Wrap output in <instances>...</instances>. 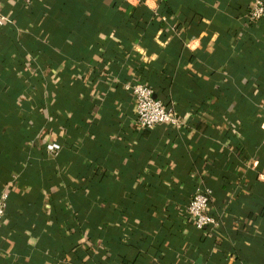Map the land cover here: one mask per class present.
Returning a JSON list of instances; mask_svg holds the SVG:
<instances>
[{"label":"crops","instance_id":"0c3cea01","mask_svg":"<svg viewBox=\"0 0 264 264\" xmlns=\"http://www.w3.org/2000/svg\"><path fill=\"white\" fill-rule=\"evenodd\" d=\"M253 1H2L0 264H264ZM135 81L182 125L141 130ZM200 183L213 230L186 213Z\"/></svg>","mask_w":264,"mask_h":264},{"label":"built area","instance_id":"2783aa9c","mask_svg":"<svg viewBox=\"0 0 264 264\" xmlns=\"http://www.w3.org/2000/svg\"><path fill=\"white\" fill-rule=\"evenodd\" d=\"M0 0V28L7 23L6 17L1 11ZM264 18V0H255L250 6V9L245 15V19L251 23H256ZM134 98L136 123L141 130L151 131L159 125H170L180 127L182 120L175 112L174 107L165 106L164 103L157 98L153 89L139 81L125 86ZM47 152L52 157L58 156L61 146L56 143H51L46 146ZM8 194L3 192L0 194V223L4 217V211ZM211 201V191L200 183L195 189V193L189 205L186 208L188 218L191 220L193 227L197 231L205 229L213 230L218 227L219 223L209 213Z\"/></svg>","mask_w":264,"mask_h":264},{"label":"trees","instance_id":"16d2710c","mask_svg":"<svg viewBox=\"0 0 264 264\" xmlns=\"http://www.w3.org/2000/svg\"><path fill=\"white\" fill-rule=\"evenodd\" d=\"M251 28V30L253 31L252 33H250V32H248V37L246 38V41L247 42H249V43H251V44H257L258 43V41H259V39L264 35V18L261 20V21H259V22H257L256 24H255V27H250ZM1 29V28H0ZM261 57V56H260ZM249 64L250 63H248V66L244 63V64H242V66H239L238 68H237V70L239 69V71H248V72H250L251 73V75L257 80V85H259V86H263V82H261V80H260V75H261V71H260V69H259V67L258 68H256V67H254L253 68V71L251 70V66H249ZM247 68V69H246ZM252 72H254L253 74H252ZM151 88H153V87H151ZM226 91H227V93L229 92V88H227V89H225ZM153 91H154V88H153ZM6 94H8L9 92H10V89H6L5 88V91H4ZM233 93V95L235 96V95H237L238 97L241 95V93L240 92H237V91H233L232 92ZM154 94H155V96H156V92L154 91ZM229 94V93H228ZM158 100H160V101H162L161 99H159V97L157 98ZM163 103H164V101H162ZM247 103H248V101H247ZM246 103V104H247ZM165 104V103H164ZM166 105H168V104H165V106ZM248 106H249V104H248ZM250 107V106H249ZM249 109V111L247 112V114L246 115H250V116H254L255 115V112H252V110H250V108H248ZM1 118H2V116L0 117V121H1ZM36 121L37 120H39V118H38V116L37 115H35L34 117H33ZM2 119H4V118H2ZM1 123V122H0ZM147 132H149V131H147ZM255 133V131L251 128V127H249L248 125H244V127H243V134L250 140L251 139V136H252V134H254ZM100 180V183L102 182V179H99ZM95 182V181H94ZM93 182V183H94ZM197 186V185H196ZM195 186V187H196ZM194 187V188H195ZM197 231V230H196Z\"/></svg>","mask_w":264,"mask_h":264},{"label":"water","instance_id":"95a60500","mask_svg":"<svg viewBox=\"0 0 264 264\" xmlns=\"http://www.w3.org/2000/svg\"><path fill=\"white\" fill-rule=\"evenodd\" d=\"M155 98H156V96H155ZM197 264H201V260H199V261L197 262Z\"/></svg>","mask_w":264,"mask_h":264}]
</instances>
